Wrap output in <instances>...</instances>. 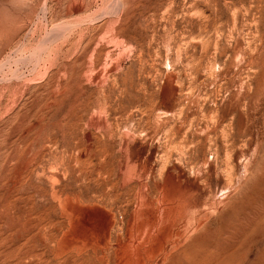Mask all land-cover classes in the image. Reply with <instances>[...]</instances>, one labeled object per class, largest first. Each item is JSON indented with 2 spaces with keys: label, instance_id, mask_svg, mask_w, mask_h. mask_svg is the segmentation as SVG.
Segmentation results:
<instances>
[{
  "label": "rangeland",
  "instance_id": "1",
  "mask_svg": "<svg viewBox=\"0 0 264 264\" xmlns=\"http://www.w3.org/2000/svg\"><path fill=\"white\" fill-rule=\"evenodd\" d=\"M0 264H264V0H0Z\"/></svg>",
  "mask_w": 264,
  "mask_h": 264
},
{
  "label": "bare ground",
  "instance_id": "2",
  "mask_svg": "<svg viewBox=\"0 0 264 264\" xmlns=\"http://www.w3.org/2000/svg\"><path fill=\"white\" fill-rule=\"evenodd\" d=\"M175 88H176V86L174 85L172 78H169V79H168V82H167L166 85H165L166 94H167L169 97L172 96V95L174 94V92H175ZM169 177H171L170 174H169ZM167 211L169 212L170 209H168ZM170 212H171V211H170ZM161 218H162V217H161ZM151 220L155 222L154 225L158 224V221H157V220L161 221V219H159L157 216H155L154 219L151 218ZM167 220H169V219H167ZM167 220H166V222H167ZM170 221H171V220H170ZM161 222H162V221H161ZM171 223H172V221H171ZM155 233H156V232H151L150 235H149V237L151 236V238H153V235H154ZM146 235H147V234H146ZM151 238H150V239H151ZM150 239H149V241H150ZM144 241H145V240H144ZM143 243H144V242H143ZM145 243H146V242H145ZM147 244H148V243H147ZM140 246H141V245H140ZM140 246L138 247V250H142L143 247H140ZM163 248H165V250H166V249L169 250L170 245L164 243ZM142 251H143V250H142ZM144 262H145V261H144Z\"/></svg>",
  "mask_w": 264,
  "mask_h": 264
}]
</instances>
